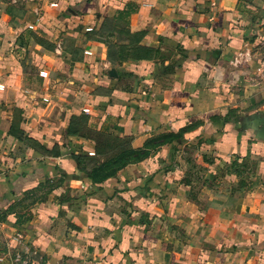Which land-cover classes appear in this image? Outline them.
I'll use <instances>...</instances> for the list:
<instances>
[{
  "label": "crops",
  "instance_id": "crops-1",
  "mask_svg": "<svg viewBox=\"0 0 264 264\" xmlns=\"http://www.w3.org/2000/svg\"><path fill=\"white\" fill-rule=\"evenodd\" d=\"M0 264H264V0H0Z\"/></svg>",
  "mask_w": 264,
  "mask_h": 264
},
{
  "label": "rangeland",
  "instance_id": "rangeland-1",
  "mask_svg": "<svg viewBox=\"0 0 264 264\" xmlns=\"http://www.w3.org/2000/svg\"><path fill=\"white\" fill-rule=\"evenodd\" d=\"M167 136H170V135L166 134V135H164L162 137V139L166 138ZM100 139H102V141H104L106 143L105 145H103L102 151L106 152L104 156L107 157L106 158L107 160L112 159V157L116 158L118 155L126 153V150L129 148V147H127L128 145L127 146H122V145H124L126 143L125 141H120V140L114 139V138L109 137V136L104 135V134L100 135ZM190 150H192V149H190ZM184 155H185V153H183V156ZM196 155H197V152L191 154L190 167L188 168L189 171H190V174L195 178V179H192V180H195L197 184H202V183L207 184V183H209V178L207 177V175L209 174L208 173V166H210L211 162L208 163V162H204L203 161L201 163H198V159H196L197 158ZM192 157H195V159L191 161ZM98 158H99L98 156H94V158L90 160V165L100 167V166H98L99 165L98 164ZM102 163H104V162H101V164ZM117 165H118V163L115 164L114 166H117ZM248 166L252 168L249 171V175H250V173L252 172L254 167H253L252 163H249L247 165V167ZM240 169H242V168H240ZM216 173H219V172L218 171L217 172H212V174H216ZM215 179H217L216 183L218 181L222 180V178L221 177L219 178V176H217V178H215Z\"/></svg>",
  "mask_w": 264,
  "mask_h": 264
},
{
  "label": "trees",
  "instance_id": "trees-1",
  "mask_svg": "<svg viewBox=\"0 0 264 264\" xmlns=\"http://www.w3.org/2000/svg\"><path fill=\"white\" fill-rule=\"evenodd\" d=\"M78 125H84V121H80L78 123ZM69 132L70 133H73V134H76L77 133V130H72L71 128L69 129ZM100 135L102 134H99L97 136L98 138V141L100 143V146L98 148V154L100 155H105V151H102L103 149V145H105L106 143L104 141H102V139H100ZM106 135V134H104ZM109 137H112L114 139H117V140H120V141H125L126 143L122 146H127L129 147L127 150H126V153L124 154H120L118 155L116 158L112 157V159L110 160H105L104 163L101 164L99 158H98V166L100 167H97V166H94L93 169H94V174H95V177L96 178H104L112 173H114L116 170L122 168L123 166H125L126 164H128L130 161H138L140 158H142L143 155L147 154V152H143L139 149H134L131 147L130 145V141L128 140H125V139H121V138H118V137H113V136H110V135H107ZM175 135H170V136H167L166 139H170V138H174ZM96 153V154H97ZM77 160H84L86 163L88 162V164H90V160L94 158L93 157H90L87 156V155H77L76 156ZM100 162V163H99ZM117 166H114L115 164H117ZM111 168V169H110ZM104 171V172H103Z\"/></svg>",
  "mask_w": 264,
  "mask_h": 264
}]
</instances>
